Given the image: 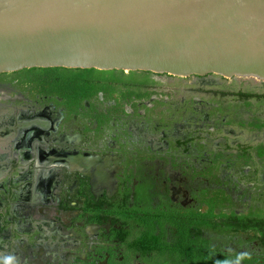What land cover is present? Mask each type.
<instances>
[{"label": "flooded vegetation", "instance_id": "obj_1", "mask_svg": "<svg viewBox=\"0 0 264 264\" xmlns=\"http://www.w3.org/2000/svg\"><path fill=\"white\" fill-rule=\"evenodd\" d=\"M23 79L0 95V264H264V116Z\"/></svg>", "mask_w": 264, "mask_h": 264}, {"label": "water", "instance_id": "obj_2", "mask_svg": "<svg viewBox=\"0 0 264 264\" xmlns=\"http://www.w3.org/2000/svg\"><path fill=\"white\" fill-rule=\"evenodd\" d=\"M35 67L264 88V0H0V74Z\"/></svg>", "mask_w": 264, "mask_h": 264}, {"label": "rangeland", "instance_id": "obj_3", "mask_svg": "<svg viewBox=\"0 0 264 264\" xmlns=\"http://www.w3.org/2000/svg\"><path fill=\"white\" fill-rule=\"evenodd\" d=\"M125 74L128 75V73ZM114 75L115 73H99V76L107 78L114 77ZM25 76V74H8L0 78V95L3 97H6V95L13 97L11 93L15 92L16 96H18L20 94L19 91H21L20 88L23 86L21 83H26L23 79ZM213 78L215 79L216 77ZM210 80L211 82L209 83ZM212 80L209 79L206 80L207 82H202L204 79L198 80L190 76L187 78H177L167 74L150 73L147 75L137 73L133 76L128 75L125 83L118 85L116 88L121 91L140 90L145 92L149 90L152 93V95L150 94L152 97L165 100V104L170 102L174 105L183 106L184 103L188 102V104L198 107V103H194V101L201 102L202 100L209 102L211 108L208 110L211 112L215 109L217 110L221 105L225 111L224 113L236 112V114L241 116H247L248 114L264 116V99H256L257 102L254 105H247L244 101L237 100L240 98L239 94L237 96H235V93L233 94L235 90L236 92L248 91L247 87L252 85L249 81L219 80L218 78L215 81ZM258 86H255L253 89L259 90ZM218 90L220 93L217 92ZM257 103L260 105H257ZM213 108L214 110H212ZM161 117L162 115L160 114ZM263 137L262 139H264Z\"/></svg>", "mask_w": 264, "mask_h": 264}, {"label": "trees", "instance_id": "obj_4", "mask_svg": "<svg viewBox=\"0 0 264 264\" xmlns=\"http://www.w3.org/2000/svg\"><path fill=\"white\" fill-rule=\"evenodd\" d=\"M25 74L27 83L35 84L41 92L55 93L75 103L86 98H91L99 90H107L115 81L124 83L128 75L119 70H98L94 68H65V67H35L18 71ZM99 73H111L114 77H102ZM150 74L149 72H140ZM127 75V76H126ZM110 83V84H109ZM242 97L251 94L240 92Z\"/></svg>", "mask_w": 264, "mask_h": 264}]
</instances>
